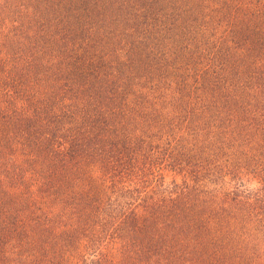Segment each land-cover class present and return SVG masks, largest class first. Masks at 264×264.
Listing matches in <instances>:
<instances>
[{
  "label": "rangeland",
  "instance_id": "374dc122",
  "mask_svg": "<svg viewBox=\"0 0 264 264\" xmlns=\"http://www.w3.org/2000/svg\"><path fill=\"white\" fill-rule=\"evenodd\" d=\"M7 88L0 264H264V0H0Z\"/></svg>",
  "mask_w": 264,
  "mask_h": 264
},
{
  "label": "trees",
  "instance_id": "16d2710c",
  "mask_svg": "<svg viewBox=\"0 0 264 264\" xmlns=\"http://www.w3.org/2000/svg\"><path fill=\"white\" fill-rule=\"evenodd\" d=\"M13 88H14V87H13ZM13 88H10V91H11ZM14 91H15V88H14ZM3 92H5V93H3ZM3 92L0 91V93H1L2 95H4V97H6L7 94H8V93H6V92H9V88H7V89H6L5 91H3ZM4 101H6V99H5Z\"/></svg>",
  "mask_w": 264,
  "mask_h": 264
}]
</instances>
